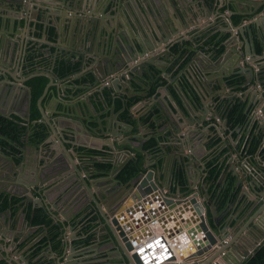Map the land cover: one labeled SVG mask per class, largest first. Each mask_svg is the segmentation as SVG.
Wrapping results in <instances>:
<instances>
[{
	"label": "water",
	"instance_id": "95a60500",
	"mask_svg": "<svg viewBox=\"0 0 264 264\" xmlns=\"http://www.w3.org/2000/svg\"><path fill=\"white\" fill-rule=\"evenodd\" d=\"M179 1L180 0H0V81L5 80L9 85L7 94L11 93L14 95V90H16V88L19 89V94L22 96L25 106L23 108L25 115L18 112L16 113L24 120H29L31 88L26 82L32 77L43 75L49 79V82L43 94L38 99V104L43 118L47 119L45 116L47 109L43 106V99L49 92L50 87L56 85L58 81L62 79L54 71L46 69L45 71H35L32 74H26L25 72V64L30 55L28 48L34 41L31 38L33 36L31 28L35 27L34 32L35 30L37 31L36 24L38 25V23L44 26L42 30L44 35L46 34L48 25H54L56 27L57 41H60L59 45H63L64 42L69 41L67 42L69 45L66 44L68 50L66 48L62 50L64 54H68L67 56L60 57V60L65 59L70 61L71 59L74 61L73 64L77 61L80 62V66L76 73L87 78V81L81 85L82 87L87 86L90 88L91 85L95 83L101 85L100 88L101 91H103L111 84L112 87L119 92L122 80L130 82L136 75L145 76L151 65L162 70L164 73L163 75H167L171 83L162 86L159 90L161 93L166 91L167 94L164 95L163 100L167 106L173 109V113L177 114L178 111L181 112V114L176 117L178 121L177 127L181 128L182 125L183 127H190L189 132L182 135L185 139L189 138L193 132V112L201 110L203 113L202 116H200L201 121L197 120V117L193 119L194 122L200 124H202L209 115L207 99L209 94H211L209 87L212 86V84L214 86H220L221 91L225 92L226 86L228 85V77L238 76L239 78H243V81L239 85L247 87L251 103L255 106H259L263 93L258 89L257 84L261 86V90H264L262 81L264 68L258 67L257 70L251 63L247 62L245 65H242L240 62L242 54L249 55L253 63H256V58L260 55L255 50L254 37L251 36L254 30H252L251 33L247 32V23L239 26L238 30H240V34H235L234 30L236 26L232 21H228L227 28L223 31H228L230 36L223 42L224 51L222 53L216 51L212 55L210 54L207 60L208 65L210 64L214 67L212 70L206 71L204 69L206 59H202L200 55L207 54L201 50L190 57V63L186 66L185 71H179L182 80L185 74H187L188 82L186 88L183 86L182 81L178 79V76H171L169 79L170 72L167 70L166 64L176 57L175 49H177V47L182 48L184 42H189V40L195 42L197 40L186 36L187 32H183L184 27L181 28V26H179V17L176 12H171L173 9L180 10V6H178ZM217 1L218 0H200L197 2V0H192L189 2L186 0L183 4V8L184 13L190 17V23L185 25L189 26L193 24L195 28H197V25L202 23V19H207V24L201 25L200 28L203 27V30H207L215 26V28L217 27V29H219V21L216 16L214 17ZM111 3L112 6H110ZM95 4L102 5L101 14H98L96 10H89L88 7H94ZM107 7L114 11V13H109V15H111L109 17L104 16ZM257 9L254 8V11ZM163 10L168 12L172 22L167 19V16L160 18L161 15H163L161 13ZM192 18L194 20H192ZM53 21L55 22L53 23ZM31 23H33V25H31ZM254 23L258 31L254 33L255 39H261L264 45V15L256 18ZM127 52H132L134 56L129 57ZM231 57L234 58V61H231V65L227 67L225 63ZM3 58L5 60H3ZM162 61L164 63H162ZM16 70L18 74L14 75L13 72ZM212 73H214V76L212 75L213 77H209ZM69 75L79 77L77 76L78 74L75 73ZM153 76L156 77L154 74ZM10 77L12 78L11 80ZM92 77L93 80L91 81ZM171 84L177 86L175 87L178 97L171 90ZM61 89H64L63 85ZM100 93V90H98L95 95L101 97ZM191 96H194L195 100H200L201 105L195 100L193 101ZM10 97H8L7 101L10 100ZM71 97H73V95H71ZM85 97L86 99L78 100L77 102L66 101L63 113L75 118H81L83 116L90 118L93 112V108L91 107L93 99L89 94ZM56 98L60 99L61 97L56 96ZM234 98L233 96L229 99L233 100ZM172 99L179 106L176 112L173 107ZM2 101L5 102L4 99ZM259 108L264 115V106H259L254 114V119L256 121H258L259 117L257 114ZM94 109H96V107ZM10 113L8 105L0 102V115L7 116L10 115ZM215 113L219 115L221 121H223V126L227 127L228 120L223 118L219 110L216 109ZM117 115L118 112H115V107H112L106 123H103L99 118L100 130L98 129L97 131L102 135H110L105 137V139L107 140L109 150L114 154L117 153L118 159L120 158L119 153L120 155L125 153L126 156L122 158L121 161L117 160L116 157L114 161L115 168L112 171L113 184L109 187L102 188L103 194L94 193L92 195L93 201L97 207L95 214H99L97 223L106 226V234L109 235L108 242L115 247L113 251L120 253L121 257L126 256L131 264H142L136 254L131 256L127 254V249L129 251L131 245L126 236L124 227L119 220V216L128 206L142 197L151 193L152 195H154V193H161L167 205V213L163 219L165 222H173L174 228H177L181 222H183L184 225H191L194 221V216L197 214L202 217L200 226L205 231V237L203 240H200L201 246L186 257V264H216L214 262L215 260L230 263L233 249H235V247H241L238 246L237 240L244 241V238H246L244 242L246 243V249L242 256L240 259L234 258V262L231 263L240 264L256 248L257 243L254 244L256 238L248 237V235L244 236L245 230L242 231V234L238 232L236 235L230 236L228 230L230 228H236L241 217L236 215L233 225L230 223L231 218L223 222V216L219 214V210L217 209L216 199L212 201L207 200V197L205 195H200L199 191L192 192L189 195H183L182 192L179 191L175 193V197L163 195L161 188H167L168 185H165L163 182L162 173H156L153 168H149L146 172L140 173L139 176L127 184H124L122 186L124 191L121 192L117 175L123 168L125 161L134 155L127 151L122 152L121 150H117V145L123 144L124 142L121 143L112 139V137L121 136L122 131L119 129L122 128L124 124L130 123L129 121L118 119ZM48 122L50 131L53 133L54 128L52 123L50 121ZM211 126H209V128H211ZM88 127L92 130L94 129L91 125H88ZM214 128L216 131L220 130L217 126ZM55 129L57 130L56 127ZM263 130L264 125L260 124L259 132H263ZM50 131L45 140V143L48 144L47 150L49 151V158H46L44 162H39L38 158L35 157L34 160L37 164L30 162V150H39L41 148V153H44L45 150L43 146L29 141L28 137L22 139V144L19 145L21 149L18 156L19 160H17V157L9 156L0 142V191L21 196L23 198V204L25 202L35 203V208H44L45 214L47 215L48 213L53 215V212L50 210V204L45 201L53 190V187L61 181V184L64 185V180H71L73 176H76L78 179L73 183V186L66 187L63 189L64 191L59 193L58 197L64 202L67 201L69 198V190L80 182L81 171L84 170V167L81 165L73 163L75 158L66 146V142L70 141L77 148L78 141L74 138L71 140L67 139V135L63 131H60L58 137H56L59 143L57 142L56 144L55 139L51 137ZM143 133L140 136L128 138V143L130 144H132V139L140 140L139 145H135L134 147L141 152H145L143 142V135L145 134ZM219 135L221 136V132ZM181 137H178L179 141H181ZM180 146H182V149H177L183 154V140ZM75 152L77 159H79V151ZM84 154L87 156L89 153L84 151ZM179 159L180 162H183L182 155ZM234 160V153L230 151L228 160L230 168L228 169L237 177L235 186L240 187L243 185V178ZM43 165L44 167H42ZM225 171H227V169H224V173ZM87 178L90 177L83 178L82 181L89 185ZM131 183L133 184L130 185ZM38 188L40 189L39 197H36L34 191ZM47 190H49V192H47ZM40 194H42L43 197ZM235 195L238 196L239 194L235 192ZM245 195H249V192H243L238 204ZM259 195L261 196V200H259V198L255 200L248 199L243 206L245 212H248L254 209L258 202L261 201V204L255 209L246 222V227L254 222L258 231L263 230L264 189L259 192ZM84 197L88 198V194L85 193ZM236 202L237 201L234 200L228 204L231 206ZM209 210L213 215V221L209 219ZM91 211L94 213L93 209ZM71 218L72 217L64 213L61 217H55L53 220V222L60 227L59 238L63 244L57 264H77V262H73V258L77 255H70L71 251L77 249L72 243L73 237L68 234V227L71 230L75 229ZM5 226L0 220V240L3 242H5L9 230V227ZM163 227L165 226L163 225ZM200 229L201 228H198V230ZM82 231L84 233V230ZM251 233H253L254 236L257 235V233L253 231H251ZM84 236H86V234H84ZM12 242L13 244L11 245L16 247V241L13 239ZM248 243H250L249 246H247ZM12 260L14 264H21V261ZM21 260H23L25 264H31L29 260L26 261L24 255Z\"/></svg>",
	"mask_w": 264,
	"mask_h": 264
},
{
	"label": "crops",
	"instance_id": "0c3cea01",
	"mask_svg": "<svg viewBox=\"0 0 264 264\" xmlns=\"http://www.w3.org/2000/svg\"><path fill=\"white\" fill-rule=\"evenodd\" d=\"M185 1L186 0L179 1L178 6H180V10L173 9L171 12H176L177 16L179 17V26H181V28L184 27L183 32H187L186 36L197 40L195 42L191 40H189V42H184L182 48L180 49L179 47H177V49H175L176 57L170 60L166 65L167 70L170 72L169 79L171 76H178V79L182 81L183 86L186 88L188 82L187 74H185V77H183L184 79L182 80L179 71H185L186 66H188V64L190 63V57H192L195 53L203 50L207 54L200 55L202 59H206V64L204 66V69L206 71L212 70L214 68L210 64L208 65L207 60L209 55H212L214 53L213 47L216 40L211 39L212 37L210 38V34H213L215 30L217 31V27L216 29H214V26L207 30H203V27L200 28L201 25L207 24V19H202V23H200V25L198 24L197 28H195L193 24L189 25L190 27L188 25H185L190 23V17L184 13L183 4L185 3ZM188 1L191 2L192 0ZM199 1L200 0H197V2ZM110 6H112V3ZM88 8L91 11L96 10L98 14H101L102 5L95 4L94 7L89 6ZM108 8L109 7L105 9V17L111 16L109 15L110 12L114 13L113 10ZM254 8L258 9L254 11ZM161 13L163 15H161L160 18L167 16V19L172 22L168 12L163 10L161 11ZM232 15H239L243 17V21L240 25L247 23V32L251 33L252 30H254V32L251 33V36L255 39L254 33H257L258 31L256 30L254 20L259 16L264 15V0H218L214 17L216 16L219 21V32L222 36L225 34H228V37L230 36V33L228 31L223 30L227 28L228 21H232ZM192 20L194 19L192 18ZM54 22L55 21H53V23ZM31 25H33V23H31ZM240 25H235V34H240V30H238ZM36 26L37 31L35 30V32V27L31 28L33 35L31 38L34 41L28 48L33 58L31 60L29 58L27 59L28 61L25 64V72L26 74H32L35 71H45L46 69L54 71L57 74V72L55 71V68L57 66L56 64H58L60 57L67 56L68 53L64 54L62 50L64 48L68 50L66 44L69 45V43H67L69 41H66L64 43L62 42L63 45H59L60 41H57V30L54 25H48L45 35L42 31L44 26L41 23H38V25L36 24ZM258 41L263 45L261 40ZM127 54L129 57L134 56L132 52H127ZM3 60L5 59L3 58ZM256 60L257 67L254 64L256 69L258 70V67L264 68V45L263 52L259 56H257ZM70 61L72 63L74 62L71 59ZM231 61H234V58L231 57L225 63V65L229 67V65H231ZM162 63L164 62L162 61ZM75 64H78L80 66L79 61H77ZM77 71L78 69L70 74L75 73L78 74L77 76L79 77L70 76L69 74L66 76H60L62 79L58 81L56 85L50 87L49 92L42 102L43 106L47 109L45 113L47 119L43 118L37 100L40 118L31 120L30 110L29 120H24L19 114L16 113L18 112L25 115V113L23 112V108L25 106L22 96L19 94V89L16 88V90H14V95H12L11 93L7 94L9 85L5 80L0 81V102H2L3 104L6 103V105H8V110L11 112L9 116L17 119L20 125L25 128L24 136L28 137L31 134L32 128L37 122H42L47 126L48 135V132L50 131L48 121H50L54 128V132L52 133L50 131V134L51 137L55 139L56 144L57 142L59 143V140L56 139V137H58L60 131H63L67 135V139L71 140L74 138L76 141H78L77 148L70 141L66 142V146L68 147L69 152H71V154L75 158L73 160V163L79 164L84 167V170L81 171V177L79 179L80 182L78 184H75V186L71 188V190H69V198L67 201L64 202L63 200H61L58 197L59 193L64 191V188L73 186V183L78 179L76 176H73L71 180H64V185L61 184L62 181L55 185L48 198L45 200L46 203L50 204V210L53 212V215H50L51 213H48V216L50 217V220L52 222V224L50 223V225L42 223H32L31 219L27 217V210L23 212V209H21V206H19L23 198H21V196L19 195H12L10 193L0 191V196L4 194L9 198H19V201L15 204L14 208L11 207L8 209L6 208V210H0L1 222L4 224V226L6 224V226L9 227L5 242L0 240V264H14L12 259L21 261V264H25V262L21 260L23 255L25 256L26 261L29 260L31 264H57V260L61 254L63 244L61 239L59 238V234H57L58 230H53V224H55L53 220L55 217H61V215L64 213L67 216L72 217L71 221L75 226L74 230H71L68 227V234L73 237L72 243L75 245V247H77L76 250L70 252L71 256L77 255L75 258H73V262H77V264H131L130 260L126 258V256L121 257L120 253L113 251L115 247L113 244L108 242L109 235L106 234V226L104 224L99 225L97 223L99 214H95V212L97 211V207L92 198V195L94 193L103 194L101 189L109 187L111 184H113L112 182H114L112 171L115 168L114 161L116 160L117 153L114 154L108 148L107 140L105 139V137H108L110 135H102L97 130L99 129V118L103 123L107 122V117L110 114L112 107H115V101L117 99H134V103L132 102L133 104L129 110L132 118L134 119L133 125L132 123L124 124L122 128L119 129L120 131H122V135L112 137V139L115 141L121 143L124 142L123 144L117 145V150H121L122 152L127 151L128 153L135 155L136 151L141 152L134 147L135 145H139L140 140L132 139V144H130L128 143V138L140 136L144 132L143 134L145 135H143V142L145 144V142L148 141L151 137H158L160 146V151L158 153L153 155L149 153L145 148V152H141L145 156V167L155 169L156 173H162V180L165 185H168L167 188L165 187V189H167L170 194H175L180 191V189L177 188L175 192H171V187L176 185L175 175L178 169H183L187 176L189 193L186 191L187 193L182 192V194L189 195L192 192L199 191L200 195H205L207 197V200L211 201L213 200V198L211 199V195H209V187L211 186V184L205 181V177L208 171L207 163L213 158L218 157L217 162L219 164L224 163L223 171L217 181V188H219L218 190L220 191L232 176L235 178L233 187L235 188V190L237 189L236 193L239 194L238 196H236L234 190L233 198H231V201L236 200L237 202L231 206L227 203V206L219 211V214L223 216V222H226L228 218H231V225L235 223L234 217L236 215L238 217H241L239 222L237 223V227L230 228L228 230V232H230V236H234L238 232L239 234L240 232L242 234V231L245 230L244 236L248 235V237L250 236L256 238L254 244H256L259 239L264 238V222L262 223L263 230L260 231L257 230L254 222L250 223L246 227L248 218L261 204V201L258 202L254 209L248 212H245V209H243V206L246 204V200H255L258 198L259 200H261L259 192L264 189V159L260 155V149L256 151L254 155H247L243 151V139L246 136V133L251 129L250 125L248 127L236 126L233 128V126L228 123L227 127H225L223 126V121H221V124H219L220 126H217L216 121L217 118L220 119V117L215 113V110L217 109L221 112L223 118L227 119V110L230 109L231 105H233L235 101L241 100L242 102L247 103L248 108L250 107L252 109L251 123L253 121L255 122L256 120L254 119V114L256 109L259 106H264V90L258 88L260 89L261 93H263V96L260 105L255 106L250 101L251 98L250 95L248 96L247 87L239 85L243 81V78H239L238 76L228 77V85L226 86L225 92L221 91L220 86H214L212 84V86L209 87L211 94H209V97L207 99L209 115L202 122V124H200L198 122H194L193 119L197 117V120L201 121L200 116H202L203 113L201 112V110L194 111V115L192 117L193 132L189 138L185 139V137H183L182 135L188 133L190 127H183V125L181 128L177 127L178 121L176 117L177 115L181 114V112L178 111L179 106L172 99L174 110L175 112L178 111L177 114H174L172 111L173 109L167 106L165 104V101L163 100L164 95L167 94L166 91L161 93L159 90L162 86L171 83L168 80L167 75H163L164 73L162 70V75L160 74L161 76L159 75L155 78L151 77L149 72H147L146 74H148V77L150 79L145 78L144 75H136L130 82L122 80L120 84L121 89L119 92H117L111 84H109V87H106L103 91H101V85L95 83L92 84L90 88H88L87 86L82 87L81 85H83L87 81V78L81 76L79 73H76ZM13 73L14 75L18 74L17 70ZM212 75L214 76V73L209 75V77H213ZM11 79L12 78L10 77V80ZM239 79L242 80L238 81ZM92 80L93 77L91 78V81ZM262 81L264 85V76H262ZM26 84L28 85L27 82ZM174 84H171V90L178 97V94L176 93L177 86L175 85V87ZM62 85L64 86V89H61ZM98 90H100L101 92V97H97L95 95ZM107 91H109L110 98L105 96ZM70 94L73 95V97H71ZM88 94L93 99V101L91 102L93 112L91 113L90 118H87L85 116L81 118H75L63 113L66 101L77 102L78 100L86 99L85 96ZM56 96H59L61 98L57 99ZM233 96L235 98L233 100H230L229 98H232ZM8 97H10L9 101H7ZM191 98L193 101L195 100L194 96H191ZM3 99L5 100V102L2 101ZM195 101L199 105H201L200 100L197 99ZM95 107L96 109H94ZM153 108H157L158 111L157 113H153L151 117H149ZM124 109L125 106L123 104L119 109L115 107V112H118V119L124 120L122 117V112L124 111ZM148 117L150 118L149 121H147ZM154 121L156 130H153L151 127V122ZM88 125H91L94 129H90ZM211 125L220 128V130H217L219 133ZM209 126H211V128H209ZM55 127L57 128V130L55 129ZM220 132L221 136L219 135ZM257 133H259V128L257 130ZM177 136H182L181 141L178 140ZM47 137L41 142H35L37 143V145L44 147V153H41V148L39 150H30L29 156L31 163L33 162L37 164V162L34 160L35 157L38 158L39 162H44L46 158H49V151L47 150L48 144L45 143ZM217 137L221 139V143L215 147L209 146L210 143L213 142V140ZM182 140L184 141L183 154L177 149H182V146H180ZM79 148L81 150H79ZM87 149H94L95 151H99L107 155H103L101 153H92L86 156L84 154V151ZM75 151H79V159H77ZM230 151H233L234 153L235 164L238 167L237 169L241 173L243 178V185L240 187L235 186L237 177L228 169L230 168L228 162ZM181 155L183 157V162H180L179 159ZM125 156V153H123V155H120L119 153L120 158L118 159L117 157V160L121 161ZM105 161H111L113 163V170H111L109 173L98 170V167L96 166V162ZM42 167H44V165ZM224 169H227L225 173ZM86 177H90L87 178L89 185L82 181V179ZM119 187L121 192L124 191V188H122L121 186ZM244 191H248L249 195H245L242 201L238 204V201L240 200ZM39 192V188L35 189L34 194L36 195V197H39ZM47 192H49V190H47ZM85 193L88 194V198L84 197ZM40 195L43 197L42 194ZM26 204L33 211L41 209L37 207L35 208V203L26 202ZM13 209L16 210V214L14 216L12 215ZM42 209L44 210V208ZM92 209L94 213H92ZM55 225L58 227L57 224ZM91 226L94 228L91 229ZM3 230L5 231L4 228ZM82 230H84V233ZM92 231H94V233H92ZM251 231L257 233V237L254 236ZM91 233L93 236H91ZM84 234H86V236H84ZM13 239L16 241V247L11 245L13 244ZM59 239L61 242L59 241ZM245 240L246 238H244V241L237 240L238 246L241 247H235V249H233V255L231 257L230 263L221 261V264H231L234 262V258L240 259L244 250L246 249V243H244ZM57 242H60V244ZM249 244L250 243H248L247 246H249ZM127 254L131 256L128 249Z\"/></svg>",
	"mask_w": 264,
	"mask_h": 264
},
{
	"label": "trees",
	"instance_id": "16d2710c",
	"mask_svg": "<svg viewBox=\"0 0 264 264\" xmlns=\"http://www.w3.org/2000/svg\"><path fill=\"white\" fill-rule=\"evenodd\" d=\"M233 23L235 25H240L243 21V17L239 15H232L231 17ZM228 37V34L223 35L217 42H215V46L219 47L218 51H222L224 48L222 46L223 41ZM211 39H214L212 37ZM256 52L261 54L263 52V45L258 41L255 40ZM33 56L30 54L29 59L31 60ZM55 71L59 76H66L75 70L78 69V64H73L69 60L62 59L59 60L58 64H56ZM242 80V79H240ZM49 79L46 76L40 75L30 78L27 83L31 88V120L40 118V112L38 110L37 100L42 95ZM154 87V86H153ZM106 97L110 98L109 91L106 92ZM126 100V101H125ZM117 99L115 101V107L119 109L122 104L125 106L124 111L122 112V117L124 120L129 121L130 123H134V119L130 114L129 110L132 104L134 103V99ZM123 102V103H122ZM133 102V103H132ZM158 109L153 108L152 112L149 117L153 113H157ZM251 114L252 109L247 107L246 102H242L241 100L235 101L233 105H231L230 109L227 110V120L228 123L234 127H248L251 126L250 130L246 133V136L243 139V151L247 155H254L256 151L260 149V155L264 159V133L259 132L257 130L259 128V123L257 121H253L251 123ZM147 118L149 121L150 118ZM0 142L2 147L17 160H19L18 156L21 152L19 145L22 144V139H24L25 128L20 125L19 121L14 117L10 116H1L0 115ZM152 129L156 130L155 121L151 122ZM47 126L42 122L36 123L33 128L31 134L28 136L29 141L33 142H41L47 137ZM241 142V140H240ZM221 143L220 138H215L213 142L210 143L209 146L215 147ZM144 148L148 150L151 154H156L160 151L159 146V138L158 137H151L148 141L145 142ZM79 150H81L79 148ZM87 153H101L103 155H107L105 153L95 151V150H85ZM136 151V150H135ZM218 157L213 158L211 161L207 163V175L205 177V181L210 183L211 186L209 187V195H211V199H216L217 209L220 211L227 206V203L231 201L233 198V193L235 188L233 187L235 183V178L231 176L229 181L226 183L224 187L221 188L219 191L217 188V181L223 171L224 163L219 164L217 162ZM145 156L143 153L136 151L135 155L128 159L123 168L119 171L117 175V179L120 183L125 184L130 182L132 179L139 176L140 173L146 172L149 168L145 167ZM96 166L98 170L103 171L105 173H109L113 170V163L111 161L105 162H96ZM176 185L171 187V192H175L180 189V192H188V183H187V176L183 169H178L176 175ZM186 192V193H187ZM237 192V189L235 190ZM189 193V192H188ZM19 201V198H9L7 195L0 196V210H6V208L15 207V204ZM16 209V208H15ZM13 209L12 215L16 214V210ZM209 216H212L211 211H208ZM27 217L31 219L32 223H42L46 225L52 224L50 217L45 214V211L41 209H37L33 211L30 207L27 209ZM233 223V222H232ZM54 229L58 230L59 234V227L53 224ZM94 227L91 226V229ZM91 236L92 233H91ZM57 237V236H56ZM55 239V238H53ZM60 241V239H59ZM61 242V241H60ZM60 242H57L60 244ZM59 247V246H58ZM240 264H264V239L261 241L260 244L256 246L254 251L246 257Z\"/></svg>",
	"mask_w": 264,
	"mask_h": 264
},
{
	"label": "built area",
	"instance_id": "2783aa9c",
	"mask_svg": "<svg viewBox=\"0 0 264 264\" xmlns=\"http://www.w3.org/2000/svg\"><path fill=\"white\" fill-rule=\"evenodd\" d=\"M247 62L256 66L249 55L242 58L241 64L245 65ZM257 86L261 88L259 84ZM257 114L258 123L264 125V115L260 108ZM216 124L220 126L219 118ZM161 192L163 195L175 197L174 193L170 194L165 188H161ZM166 208L162 194L151 193L128 206L119 216L131 245L129 253L136 254L142 264H186V257L201 246L200 240L205 237V231L200 226L201 215H195L191 225L181 222L174 228L173 222H165L163 219L167 213ZM263 239H259L257 245ZM214 262L221 264L218 260Z\"/></svg>",
	"mask_w": 264,
	"mask_h": 264
},
{
	"label": "flooded vegetation",
	"instance_id": "af4514ba",
	"mask_svg": "<svg viewBox=\"0 0 264 264\" xmlns=\"http://www.w3.org/2000/svg\"><path fill=\"white\" fill-rule=\"evenodd\" d=\"M214 29H216V28H214ZM214 31V30H213ZM219 33V34H218ZM211 37H214V40H216V42L222 37V35H221V33L219 32V29H217V31L215 30L214 32H213V34H210V38ZM256 39H254L253 41H255ZM259 40H261V39H259ZM262 41V40H261ZM224 42V41H223ZM254 45H255V42H254ZM222 46H223V44H222ZM214 52H216V51H218V48L219 47H217V46H215L214 45ZM223 48H224V46H223ZM180 49V48H179ZM256 50V49H255ZM183 51V50H182ZM224 51V49L220 52V53H222ZM245 56V54H242V58ZM242 58H241V60H242ZM241 60H240V62H241ZM148 72H149V74H150V76L151 77H154L153 76V74L157 77V76H159L160 74L162 75V73H161V70L159 69V68H155V66H153V65H151V67H149L148 68ZM160 75V76H161ZM145 78H149L148 77V74H145ZM155 78V77H154ZM150 79V78H149ZM238 81H241L240 79L238 80ZM8 117H10L9 115H7ZM7 152V151H6ZM7 154L9 155V156H13V155H11L10 153H8L7 152ZM14 157V156H13ZM133 180V179H132ZM119 181V180H118ZM135 182V181H134ZM133 182V183H134ZM133 183H131L130 185H132ZM119 186H123L124 184H122V183H120L119 182ZM125 184H127V183H125ZM35 192V191H34ZM101 195V194H100ZM22 198V197H21ZM22 200V199H21ZM23 202V200L20 202V205L19 206H21V209H23V212H25L29 207H28V205H26V202L23 204L22 203ZM212 214V213H211ZM209 219L211 220V221H213V215L212 216H209ZM59 227V226H58ZM60 228V227H59ZM92 233H94V231H92Z\"/></svg>",
	"mask_w": 264,
	"mask_h": 264
},
{
	"label": "bare ground",
	"instance_id": "6f19581e",
	"mask_svg": "<svg viewBox=\"0 0 264 264\" xmlns=\"http://www.w3.org/2000/svg\"><path fill=\"white\" fill-rule=\"evenodd\" d=\"M93 150H94V149H93ZM182 219H183V218H182ZM182 219H181V220H182ZM183 220H184V219H183Z\"/></svg>",
	"mask_w": 264,
	"mask_h": 264
}]
</instances>
